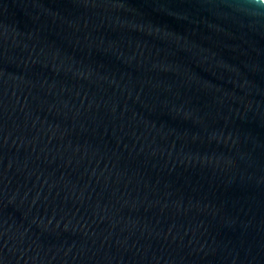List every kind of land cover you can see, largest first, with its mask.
Here are the masks:
<instances>
[{
    "label": "water",
    "instance_id": "obj_1",
    "mask_svg": "<svg viewBox=\"0 0 264 264\" xmlns=\"http://www.w3.org/2000/svg\"><path fill=\"white\" fill-rule=\"evenodd\" d=\"M0 264H264V0H0Z\"/></svg>",
    "mask_w": 264,
    "mask_h": 264
}]
</instances>
